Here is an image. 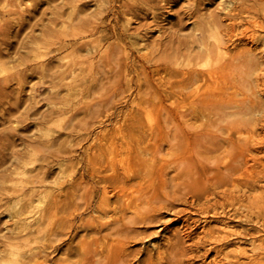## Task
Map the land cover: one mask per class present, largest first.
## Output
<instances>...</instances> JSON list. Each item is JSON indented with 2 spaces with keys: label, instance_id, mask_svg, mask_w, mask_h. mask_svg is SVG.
I'll use <instances>...</instances> for the list:
<instances>
[{
  "label": "rangeland",
  "instance_id": "rangeland-1",
  "mask_svg": "<svg viewBox=\"0 0 264 264\" xmlns=\"http://www.w3.org/2000/svg\"><path fill=\"white\" fill-rule=\"evenodd\" d=\"M19 1L22 3L20 14H15L14 16L11 14L10 17L5 16L4 18L11 24V29L9 30L18 29V24L22 21L25 24L26 29H24L27 34L23 29L16 37L11 35L8 39L0 36V52L6 57L9 52L14 54V51L10 50H17L16 57L18 61H16V64H18V66L16 65L14 69L21 71L20 82L11 80L9 84H7V88H5V92H3L5 95L3 94V97L0 96V196L2 197L0 200V263H3L1 261V258H3L6 260L3 264H91L88 258L90 257L89 248L93 247L92 239L98 236L97 234L89 233L87 230L88 228L86 225L90 221L89 216L91 215V210L89 209L91 208L85 210L80 209L81 211L79 210L76 213L79 215H75L71 219V228L64 231L65 234L64 232L62 234V199L64 201H90L91 206L100 200L99 186L102 182H98L96 174H98V171L101 172L100 174H108L110 173V166L114 165V167H118L119 169L121 167L119 164L121 165V163L118 161V156L114 157L111 161L106 160L108 158L103 159V157H101L100 160L99 157H96V151L98 153L99 150L103 149L98 148L99 144H103L99 139L102 138L103 134L107 133H115L116 135L119 130L124 132L129 131L133 134L147 135V140L145 142L147 143L148 139H150L148 143L152 145L151 151L144 156V158L146 157L150 162V171H148L149 176L147 180L133 178L126 181L129 188L123 192L124 196H122V199L133 197L134 199L132 198L133 200L131 201H138L140 205L145 207L147 204L150 205L153 201L157 203L158 201H164L168 198L170 200L176 197L177 193L181 195V199L176 200L178 202L175 204V209L180 210L179 212L181 214L178 212L177 214L179 215H176L172 210L170 211L174 214L169 210H165L160 219L161 221L159 220L154 223L152 227L145 230V228L139 227L140 225H135L136 230L140 232H144L145 230V232H142L139 238H136L138 239L136 242L135 240H130L125 246L127 251H131L138 255V257L136 255V258L134 261L132 260L133 262L130 264H159V260L156 256L157 253L163 251L167 247L168 243L166 239L171 237L178 230H180L179 234L185 242L183 245L191 249L195 248L193 240H196L197 236L202 235L204 226L205 228L217 227L214 221L203 223L199 220L196 223V220L205 210H209L208 213H211L210 208L203 210V207L207 204V202H203L205 201L202 198L204 194L213 191L216 194L209 197L210 201L218 202L222 200L218 195L224 190V187L226 189L230 188L226 187V185H220L222 178L216 176L218 173L227 172L226 163L221 158V160L215 158L213 155L214 153L209 157L210 152L206 151L207 145L204 143V139H202L204 144H202V142L200 144L201 147L199 144L196 145L201 149L196 147L195 150L198 148L199 150L196 151L198 154L193 157V161L191 158H186L180 154L178 150L174 148L175 145L173 146L172 144L176 142L172 137L176 128L175 121H177L178 118V110L176 104L172 103L162 91L164 88L160 86L158 88L160 89L159 94L164 98L163 102L158 104L154 101L155 97H152V102H150L145 109L146 113L144 112L143 115H138L137 118L134 119H132L130 115L132 111L133 113L136 111L134 110L135 107H132L130 102H128L133 97L134 90L133 92L130 91L131 93L124 92L123 95H125L126 102L123 101L124 99H121L120 102H116L114 107L110 108H104V106H102L101 98L107 93H111V95L114 93V96L118 95L120 88L123 86L122 81L113 83L107 80L108 77L113 76L118 70L117 62L121 60L123 49L127 52L128 58L126 63L129 65L128 70L131 69V63L133 62L134 65L145 68L147 75V77H145V73L142 70H138V74L140 72L139 76L134 77V73L131 72L133 75L132 88L134 89L136 84L145 87L148 80H151L154 84H158V80H160L159 77H168L164 69L169 65L162 61L165 51H170L171 47L177 44L176 41L178 39L191 38V34L194 30L193 28L198 26L196 21L199 22L201 17H208V12H215L216 14H223L224 16L225 13H227L225 3L228 2V0H110L109 4L115 5L112 9L113 11H120L122 8L119 7H123L124 4L133 5L140 8V10L134 14H117L115 16H111L110 14L111 17L108 16V19L104 18V23L101 24L104 28L102 45L105 46L108 42L111 43L112 50L115 49L113 52L116 54V61H114L116 63H112L113 65L110 68H105L102 63L101 65H99L100 63L98 64L100 66H98V77H100L101 80L105 79L102 82L105 89L103 88L100 91L94 92L93 94L95 96H91L86 100H77L75 108L73 109L62 104L67 90L61 85L62 81L55 77V73L57 74L61 70L63 63L62 55H69L71 48L56 49L57 44H50L48 48L42 49L46 55L38 57L36 56L37 51L35 46L41 45V47H43L46 42L56 41V35L60 30L61 19L57 18L58 15H62L63 13L64 16H67L69 14L68 12H70L75 5V10L79 11L81 16H87L86 18L93 19L91 14L95 9V5L98 4L96 2L97 0H71L70 2H67V0ZM233 1L239 2L240 0ZM251 1L253 0L248 1V3H252ZM255 1L257 3V6L255 5L256 8L249 10L246 14L245 12L244 14L241 13L239 17V19H241L240 21H242L241 23L237 21L238 19L236 20L237 29L250 30V28H257L259 22L264 18V9H262L264 8V2H262L264 0H260L261 2L259 3L258 0ZM255 9H257V12ZM113 18L115 19L113 20ZM197 18H200V20ZM126 20H128V22H126ZM42 27H50L53 31L48 29V34L42 35ZM260 31L264 32V28ZM28 34L34 35L37 40L35 39L29 42L27 39ZM210 41H214V39L210 38ZM252 47H254V45ZM242 48L243 46L238 45L232 51H238ZM116 49L120 51V55H118L119 59L117 57L119 52H116ZM160 52H162V54ZM76 54L83 55V51L81 52L77 48ZM21 56L23 58L26 56L25 58L27 61L21 60ZM153 56L158 58L155 59ZM148 59L149 61H147ZM159 59L161 60L159 61ZM40 63L43 65L41 66ZM101 68L102 71L100 70ZM170 79L172 81L175 80L174 78ZM260 80L264 81V78L261 77ZM153 95L156 94L152 93L151 96ZM260 99L264 100V86H262ZM79 101L82 104H80ZM94 106L95 110H100L99 113L95 111V115L94 110L92 111V107L94 109ZM62 109L67 111L62 113ZM7 110L11 111L12 115H9ZM87 113H90L89 116H87ZM87 117H89V119H86ZM187 118L192 119L194 117L187 116ZM46 119H48L49 122H46ZM168 119H172V121ZM173 121L174 123H172ZM188 121L190 123V119ZM192 121L190 124H194L196 119L195 121L192 119ZM153 122H160L163 128H154L150 131L149 123L153 124ZM44 127H46L45 129L48 133H45ZM258 132L260 135L264 136V131L258 129ZM201 133L204 134L202 131ZM165 135H167L166 138ZM126 139L125 142H127L125 144L121 138L117 139L116 144L121 145L120 143H122L126 145V147L128 146L131 152L132 150L134 151L135 142L132 135ZM26 143H29L28 150L24 147ZM155 147H159L158 151L162 153H158V151L155 152L153 150ZM204 149L206 152L203 151ZM13 151L19 154L17 158L13 157ZM262 154L264 153H256L259 158L254 164H251L253 163L252 160L247 159V170H241L238 172L240 174L237 176L234 175L235 178L237 177L234 180V183H236L234 185H238L239 187H236V189H238L240 194L245 193V195L247 194L246 196L249 195L248 197L244 195L243 201L240 202V206H242V212H245L247 216L248 213H252L248 216L252 220H255L256 217H258L257 219L259 220L261 218V211H264V176H262V172H259L264 171V155ZM95 157L98 159H96L98 162L95 160ZM195 158H199L198 161ZM210 158L213 160H210ZM181 160H185L184 163H181ZM218 160L223 162L220 163ZM201 161L206 162V164L204 162L203 164L200 163ZM59 162L71 168L70 177H68L70 181L62 182V178L60 177L61 170L57 167ZM189 162L192 166H190ZM186 163L189 164L190 168L188 165H185ZM248 164L253 166L252 168L250 165L252 170L249 168ZM15 167L24 169L25 173L29 175L27 178L31 176L30 179L34 180L36 184V181L39 179H44L42 187L46 198L44 197L43 199L34 196L33 199L32 197L33 204L36 206L32 213L45 209L51 203V200L56 198V207L54 212H52L53 214L48 212L44 219H35L33 222L31 221L34 226L26 230H22L21 225L14 222V217L24 207L25 200L21 197L18 198L16 195L9 196L5 191V189L11 188V185L14 184L13 180L19 179L18 176H13L10 173ZM187 168H189V170ZM193 168L194 171L196 169L195 172ZM186 169L191 171V173L188 174L189 172H187ZM179 172L182 173L180 174ZM252 172L253 174H251ZM255 172H259L258 174L260 177H253L255 176L254 174H256ZM248 173L251 175L248 176ZM162 174L164 176H160ZM198 176L201 177L199 178ZM251 176L253 179L255 178V181L250 178ZM215 180H217V182ZM72 183L74 187L71 188L70 184ZM177 184L179 186H177ZM173 185H175V187ZM251 186L252 188L255 187V191L250 189ZM248 188L251 193L250 191L248 192ZM185 189L187 190L185 191ZM218 189H221V192ZM107 190L109 201H116L117 197L115 191L112 190L109 185L107 186ZM243 190L245 192H243ZM182 191L183 193H181ZM119 194L122 193L119 192ZM172 194L175 195L173 196ZM196 194L199 196L201 195L199 200L194 196ZM128 199H126V201ZM183 200L184 203L182 202ZM193 200L195 202H193ZM250 208L253 209L251 210ZM252 211L256 214H253ZM126 212H128L126 213L127 215L131 214V211ZM111 217L112 216H109L110 219ZM260 220V222H262V231H264V221H262V219ZM188 223L191 225L193 224V227L190 230V237H185V233L188 231V228L187 230L185 229V224ZM233 224L237 229L248 227V224L243 221L240 223L234 222ZM101 233H106V231L102 230ZM112 238L113 237H107L102 242L107 243ZM5 241L14 244L12 250L13 254H17L19 259L21 258V261L19 259H17V261L14 255H8L3 250L7 248V244L4 243ZM88 242L90 245H88ZM201 250V252H203V249ZM76 252H79V254ZM83 254H85V256ZM149 255L151 257H149ZM191 256L192 254L188 253L180 257L179 260L181 262L183 261L182 264H218L213 261V252L200 255L199 257ZM149 259H151L153 263L149 262ZM163 260H160L163 261L162 264H166V259ZM173 261L171 262L175 264L176 261Z\"/></svg>",
  "mask_w": 264,
  "mask_h": 264
},
{
  "label": "bare ground",
  "instance_id": "bare-ground-1",
  "mask_svg": "<svg viewBox=\"0 0 264 264\" xmlns=\"http://www.w3.org/2000/svg\"><path fill=\"white\" fill-rule=\"evenodd\" d=\"M68 1L70 2L71 0H67V2ZM109 1L110 0L96 1L98 4L95 5V9L91 14L93 19H88L86 18L87 16H81V13L79 14V11L75 10L76 5L70 12H68L69 14L67 16H64L63 13L62 15L59 14L57 18H61L60 30L56 35V41L46 42L43 47H41V45L35 46L37 51L36 56L38 57L46 55V53L42 49L48 48L50 44H57L56 49L71 48V52L69 54L70 56L62 55L63 63L61 66V70L57 74L55 73V77L59 78V80L62 81L61 85L64 86L67 90V94L62 100V104L64 106H68L71 109L75 108L77 100H86L91 96H95L93 94L94 92L100 91L103 88L105 89V86H103L102 83L105 79L101 80V78L98 77V68L100 67L99 65H101L102 63L105 68H110L113 65L112 63H116L114 62L116 61V54L113 52V50L115 49L112 50L111 43L108 42L105 46L102 45L104 28L101 24L104 23V18L108 19V16H110V14L111 16H115L117 14H134L140 10V8L133 5L124 4L123 7H119L122 9L116 12L112 10L115 5L113 6L109 4ZM248 1L250 0H240L239 2L236 1V3L233 0H228V2L225 3L227 13H225L224 16L223 14L220 15L216 14L215 12H208V17L206 15V18H202L200 16L201 20L200 18H197L200 21H196V23H198V26L196 25L197 27L193 28L194 30L191 34V38L178 39L176 41V45L171 47L170 44V51H165L166 49L163 50L165 51V53L162 57V61L169 65L164 69V72L168 77H159L160 80H158V84H154L151 80H148L145 84V87L140 84H136V86H134L135 88H132L133 75L131 74V72L134 73V77L139 76L140 72L138 74V70H142L145 73V77H147V75L145 72V68L134 65L132 61L131 69L128 70L129 65L126 63L128 57L125 49H123L122 51L121 60L117 62L118 70L113 76L107 78V80L113 83H119L122 81L123 86L122 88L119 87L120 92L116 96L113 95L114 93L112 94L113 96L111 95V93L103 95V97L101 98V104L102 106H104V108L114 107L116 102H120L121 99H124L123 101H125V95H123L124 92H133L134 90L133 97L128 102H130L131 106L135 107L134 110H136L134 113L133 111L131 112V118H137L138 115L144 114L147 105L152 102V97H155L154 101H156L158 104H161L163 102L164 98L161 97V94H159L160 89H158L160 86L164 88L162 89V91L166 94V97L171 100L172 103L176 104V108L178 110V118L177 121H175L176 128L172 137V139L174 138L176 142L175 143L172 141L173 143H175L172 144L173 146L175 145L174 148H176L180 154H182L186 158H191V160L193 161V157L197 156L198 153H196V151L199 150V148L201 147L200 144L202 142V144L205 143L207 145V149H205L207 152H210L209 157H211V154L214 153L213 155L215 156V158H218L219 160L223 159V161L226 163L227 172L220 174L218 173L216 176L222 178V182L220 185H226V187L230 188L226 189L224 187V190H222V192L220 191L221 189H218L221 192L219 193L217 191L219 193L218 196L223 201H210L209 197H211L213 194H216L213 191L211 193L204 194L202 198L205 201L203 202H207V204L203 207V210L206 208H210L211 213H208L209 210H205L203 211V214L201 212L202 215H200V217H198V219L196 220V223L199 220L203 223L214 221L217 227L205 228L204 226L202 235L197 236L196 240H193L195 245V248L193 249L185 247L183 245L185 242L182 240V237L179 234L180 230L176 231L171 237H168L166 239L168 243L167 247L163 251H159L157 253L156 256L159 260V264H162V262L164 261L163 259H166V264H174L173 260L176 261L175 264H182L183 261L181 262L179 258L188 253L192 254L193 257H199L200 255H204L206 253L208 254L210 252L214 253L213 261L218 264H264V231H262V222H260V219L264 221V211H261V218L259 220L257 219L258 217H256L257 220H252L251 218H249L248 216L252 213L249 214L248 211V216L245 212L243 213V210H241L242 206H240V202L243 201L245 193L240 194L238 189H236V187L239 188L238 185H234L236 184L234 183V180L237 178H235L234 175L237 176L238 174H240L238 172H240L241 170H247V161L250 159L253 161V163L251 164H254V162H257V159L259 158L256 153H264V136L260 135L258 132V129L264 131V100L260 99L262 86H264V81L260 80L261 77L264 78V32L260 30L264 28V18H262V20L259 22L257 28H250V30H243L242 28H240L242 30H239L236 27L237 19V21H239L240 23L242 22L240 21L241 19H239L240 14H244V12L246 14L249 10L254 9L257 6L255 0L251 1L252 3H248ZM261 1L258 0V3ZM0 3V36L8 39L11 35L13 37H16L17 34H19L21 30L25 28V24L21 21L18 24V29L9 30L11 29V24H9L10 22H8V20H5L4 17H10L11 14L12 16H14L15 14H20V11L22 10V3L19 0H0ZM257 9H255L256 12ZM114 19L115 18H113V20ZM224 20L227 22H225ZM126 22H128V20H126ZM48 29L50 31H53V29H51L50 27H42L41 34H48ZM210 38H213L214 41H210ZM27 39L29 42H32L35 39L37 40V38L32 34H28ZM238 45L243 46V48L241 50L233 52L232 50ZM250 45H254V47ZM77 48L79 49V51H83V55L76 54ZM10 51H14V54H11L10 52L8 54L7 51L8 55H6V57L0 52L1 97H3V94L5 95V93L3 92H5L4 90H6L5 88H7V84H9L11 80H16L17 82H20L21 80V71L14 69L16 65L18 66V64H16V61H18V58L16 57L17 50ZM116 52H119V54H117V57L119 59V49ZM160 53L162 54V52ZM25 57L23 58L21 56L20 58L21 60L27 61ZM153 57L155 58V56ZM160 60L161 59H159V61ZM147 61H149V59ZM40 65L42 66L43 64L40 63ZM100 70L102 71V68ZM170 78H174L175 80L172 81ZM152 93L156 95L151 96ZM93 110L95 115V111L98 110H95V106L94 109L92 107V111ZM66 111L67 110L62 109V113H65ZM99 112L100 110L98 111V113ZM10 113L11 111H8V114L12 115V113ZM89 114L87 116H89ZM187 116L194 117L192 119H194V121L196 119L195 123L190 124L192 119L187 118ZM86 119H89V117H87ZM189 119L190 123L188 121ZM47 121L48 119H46V122ZM170 121H172V119ZM172 123H174V121ZM45 128L46 127H44V129ZM154 128L162 129L163 125H161L160 122H153V124L149 123V130L152 131ZM44 131L45 133H48L46 129ZM201 131L204 134H202ZM130 135H132V138L135 142V150H132V152L130 151V148H128V146L126 147V145H124L127 142H125V140H127L126 138ZM166 136L167 135H165V138ZM118 137L123 140L124 144H116L117 139H119ZM202 139L205 140L204 143ZM146 140L147 135L133 134L129 131L124 132L122 130H119L116 135L115 133L103 134L102 138L99 139V141H102L103 144L98 145V148L103 149L99 150L98 153L96 151V157H99L100 160L101 157H103V159L108 158L106 160L111 161L114 157L118 156V161L119 163H121V165L119 164V166L121 167L118 169V167L116 168L114 167V165H109L111 168L109 171L110 173L107 172L108 174H100L101 172L98 171L99 175L96 174V179L98 180V182H102L99 186L100 200L93 206L90 205V201H64L62 199V234L64 231L71 228V219L73 216L79 215L76 213L80 209L85 210L91 208L89 209L91 210V215L89 216L90 221L87 225H85L87 226V230L89 231V233L98 235L96 237L93 236V247H88L90 254V257L88 258L91 264L132 263L137 254L131 251H127L125 246L130 240H135L136 242L138 240L136 238H139V236L143 232L136 230L135 225H140L139 227L145 228L146 230L147 228L152 227L154 223L158 222L161 219V217L163 216L162 214L165 212V210H172L176 215H179L177 213L180 210L175 209V204L178 202L176 200L181 199V195H178V193H175L176 197H173L174 199L172 198L169 200L168 198L164 201H158L157 203L156 201L155 203L153 201L152 203H150V205L147 204V206L145 207L140 205L138 201H131L134 199L133 197V199L131 197H129V199L128 197L122 199V196H124L123 192H125L129 188V186H127L126 184V181L133 178L147 180L149 176L148 171H150V162L148 159H146V157L144 158V156L147 155L149 151H151L150 149L152 145H149L148 143L150 139H148L147 143L145 142ZM198 144L200 147L196 146ZM28 146L29 143H26L24 147H26L27 149L29 148ZM196 147L199 148L195 150ZM158 148L155 147L153 148V150L157 152ZM205 149L203 151H205ZM159 152L161 151H158V153ZM18 155L19 154L16 151H13L14 158H17ZM96 157L95 160L97 159ZM212 158H210V160H213ZM195 159L198 161L199 158ZM219 160L218 162H223ZM184 161L181 160V163H184ZM203 162L201 161L200 163L203 164ZM204 163L206 164V162ZM251 164H248L249 168ZM185 165H188L189 167V164L186 163ZM190 166H192L191 163ZM57 167H59L61 170L60 177L62 178V182L70 181L68 177H70L71 168L68 166H64L60 162L58 163ZM189 168L187 169L189 170ZM188 170L187 172H189L188 174H190L191 171ZM259 172H262V176H264V171ZM10 173L13 176H18L19 179L13 180L14 184L11 185V188L5 189L6 193L9 196L16 195L18 198L21 197L25 200L24 207L14 217V222L16 224H20L22 230L33 227V220L44 219L47 216L48 212L53 214L52 212H54V209L56 207V198L51 200V203L45 209L42 208L43 210L35 211L32 213L33 209L36 207L33 204L32 197L33 199L34 196H38V198L43 199L45 197V192L43 191L42 187V182L44 181V179H39L38 181H36V184L34 180L30 179L31 176L27 178V176L29 175H27V173H25V170L21 169V167H15L14 170L10 171ZM258 173L254 174L255 176H252L260 177ZM163 174L160 176H164ZM188 174L187 176L189 177ZM251 174H253V172ZM250 175L248 173V176ZM201 176L198 177L200 178ZM252 176L250 178H252ZM254 179L252 178V180ZM215 181L217 182V180ZM105 183L115 191L117 197L116 201H109L107 196L108 185H106ZM173 186L175 187V185ZM177 186L179 185L177 184ZM70 187H74L73 183L70 184ZM250 189H253L255 191V187L252 188L251 186ZM250 189L248 188V192L250 191ZM186 190L187 189H185V191ZM119 192H121L122 194H119ZM243 192L245 191L243 190ZM181 193H183V191ZM194 196H196V199L198 200L201 197V195L199 196L198 194ZM1 198L2 197L0 196V200ZM126 199L128 200L126 201ZM182 202L184 203V200ZM193 202L195 201L193 200ZM253 208L250 209L252 210ZM126 211H131V214L129 213L130 215H127L126 213L128 212ZM79 213L82 214L81 212ZM254 213L255 212H253V214ZM109 216H112L111 219L109 218ZM241 221L248 224V227L237 229L235 226H233L234 222L240 223ZM185 226L186 230L188 228V231H185V237H190V230L192 229L193 224L191 225L190 223H188L185 224ZM102 230H105L106 233H101ZM107 237L113 238L107 243H103L102 241ZM4 243L7 244V248L3 250L8 255H14L12 251L14 244L10 242L7 243L6 241ZM88 245H90V243ZM201 249H203V252H201ZM77 254H79V252ZM83 255L85 256V254ZM14 257L16 260L19 259V256L17 254H15ZM149 257L151 256L149 255ZM19 260L21 261V258ZM149 260V262L153 263L151 259ZM1 261L3 263L6 262V260L3 258H1Z\"/></svg>",
  "mask_w": 264,
  "mask_h": 264
}]
</instances>
